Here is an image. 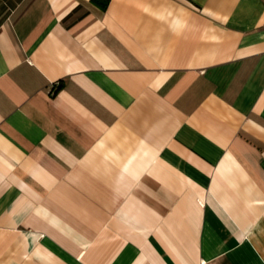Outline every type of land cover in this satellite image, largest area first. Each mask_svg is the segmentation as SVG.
I'll use <instances>...</instances> for the list:
<instances>
[{"label":"crops","instance_id":"1","mask_svg":"<svg viewBox=\"0 0 264 264\" xmlns=\"http://www.w3.org/2000/svg\"><path fill=\"white\" fill-rule=\"evenodd\" d=\"M0 264H264V0H0Z\"/></svg>","mask_w":264,"mask_h":264}]
</instances>
